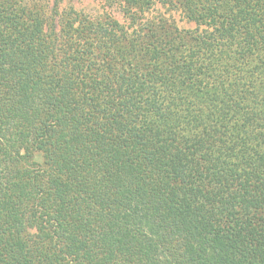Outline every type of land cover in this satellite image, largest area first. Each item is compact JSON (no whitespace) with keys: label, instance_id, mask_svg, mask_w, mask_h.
<instances>
[{"label":"trees","instance_id":"16d2710c","mask_svg":"<svg viewBox=\"0 0 264 264\" xmlns=\"http://www.w3.org/2000/svg\"><path fill=\"white\" fill-rule=\"evenodd\" d=\"M109 1L0 0V264H264V0Z\"/></svg>","mask_w":264,"mask_h":264},{"label":"rangeland","instance_id":"374dc122","mask_svg":"<svg viewBox=\"0 0 264 264\" xmlns=\"http://www.w3.org/2000/svg\"><path fill=\"white\" fill-rule=\"evenodd\" d=\"M41 2L46 4L48 9L56 5V8L60 12L72 8L90 15L107 13L122 24L127 22L119 5L109 0H41ZM154 9L155 11L165 13L166 16L173 19L179 28L193 29L195 27L194 22L187 20L178 9L161 6L159 3L154 5Z\"/></svg>","mask_w":264,"mask_h":264}]
</instances>
